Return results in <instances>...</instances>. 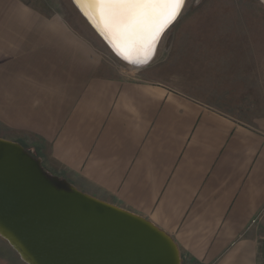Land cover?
<instances>
[{
	"label": "crops",
	"instance_id": "0c3cea01",
	"mask_svg": "<svg viewBox=\"0 0 264 264\" xmlns=\"http://www.w3.org/2000/svg\"><path fill=\"white\" fill-rule=\"evenodd\" d=\"M86 25L0 0V137L169 233L183 264H264V133L106 74Z\"/></svg>",
	"mask_w": 264,
	"mask_h": 264
},
{
	"label": "water",
	"instance_id": "95a60500",
	"mask_svg": "<svg viewBox=\"0 0 264 264\" xmlns=\"http://www.w3.org/2000/svg\"><path fill=\"white\" fill-rule=\"evenodd\" d=\"M264 4V0H259ZM73 6L107 48L129 66H148L165 33L161 31L141 63L117 54L85 0ZM146 56V59H145ZM0 237L24 264H183L174 238L150 220L81 191L49 171L42 157L20 142L0 137Z\"/></svg>",
	"mask_w": 264,
	"mask_h": 264
},
{
	"label": "rangeland",
	"instance_id": "374dc122",
	"mask_svg": "<svg viewBox=\"0 0 264 264\" xmlns=\"http://www.w3.org/2000/svg\"><path fill=\"white\" fill-rule=\"evenodd\" d=\"M21 1L47 14L58 12L83 35L92 34L71 0ZM97 45L111 77L164 86L264 133V5L259 0H186L153 61L135 72L99 37ZM259 232L264 252V223ZM0 264H24L1 237Z\"/></svg>",
	"mask_w": 264,
	"mask_h": 264
},
{
	"label": "snow or ice",
	"instance_id": "6c2138e0",
	"mask_svg": "<svg viewBox=\"0 0 264 264\" xmlns=\"http://www.w3.org/2000/svg\"><path fill=\"white\" fill-rule=\"evenodd\" d=\"M185 0H91L88 13L118 55L131 63L133 56L150 53L162 29L176 18ZM146 59V56H145Z\"/></svg>",
	"mask_w": 264,
	"mask_h": 264
},
{
	"label": "bare ground",
	"instance_id": "6f19581e",
	"mask_svg": "<svg viewBox=\"0 0 264 264\" xmlns=\"http://www.w3.org/2000/svg\"><path fill=\"white\" fill-rule=\"evenodd\" d=\"M86 1V7L90 10V12H92L93 10L90 8V2L91 0H85ZM261 2V1H260ZM262 3V2H261ZM263 4V3H262ZM264 5V4H263ZM142 54H144V52H140L139 54H136L134 56L140 57ZM116 57V56H115ZM120 60V59H119ZM130 68L133 70L132 72L138 71L140 69L146 68V66H141V67H137V66H130ZM130 69V70H131Z\"/></svg>",
	"mask_w": 264,
	"mask_h": 264
},
{
	"label": "trees",
	"instance_id": "16d2710c",
	"mask_svg": "<svg viewBox=\"0 0 264 264\" xmlns=\"http://www.w3.org/2000/svg\"><path fill=\"white\" fill-rule=\"evenodd\" d=\"M27 149H29L30 150V147L29 146H27V145H25V144H23ZM38 155V154H37ZM38 156H40V155H38ZM44 165H45V163H44ZM45 167H46V165H45ZM47 168V167H46ZM48 169V168H47ZM49 170V169H48ZM53 173V172H52Z\"/></svg>",
	"mask_w": 264,
	"mask_h": 264
}]
</instances>
